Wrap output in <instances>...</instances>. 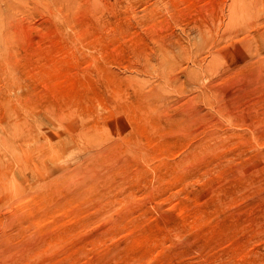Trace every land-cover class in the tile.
Masks as SVG:
<instances>
[{"label":"rangeland","instance_id":"1","mask_svg":"<svg viewBox=\"0 0 264 264\" xmlns=\"http://www.w3.org/2000/svg\"><path fill=\"white\" fill-rule=\"evenodd\" d=\"M240 1L0 0L1 175L77 143L46 187L0 176V264H264V0Z\"/></svg>","mask_w":264,"mask_h":264},{"label":"bare ground","instance_id":"2","mask_svg":"<svg viewBox=\"0 0 264 264\" xmlns=\"http://www.w3.org/2000/svg\"><path fill=\"white\" fill-rule=\"evenodd\" d=\"M234 1V0H233ZM240 1V0H239ZM251 1L252 0H250V3H251ZM255 1V0H254ZM246 3L248 4L249 2L248 1H246ZM254 3H256V2H254ZM233 4V3H232ZM235 4V3H234ZM240 4H241V1H240ZM257 4V3H256ZM258 5V4H257ZM248 6V5H247ZM247 6H245L246 7V9H247ZM253 6H255V5H253ZM236 7V6H235ZM234 7V13H236L235 12V9L237 8H235ZM244 7V5H243V8H245ZM251 7V6H250ZM249 7V9H252V8H250ZM256 7L257 6H255V10H256ZM240 8V7H239ZM233 9V8H232ZM232 9H230L229 10V13H230V11H232ZM241 9V8H240ZM249 9H247L248 11H250ZM254 9V8H253ZM237 11V10H236ZM242 11V10H241ZM233 12V11H232ZM239 12V11H238ZM238 12H237V14H238ZM251 12V11H250ZM249 12V13H250ZM242 13H244L243 11H242ZM252 13V12H251ZM230 14H232V13H230ZM229 14V15H230ZM240 14V13H239ZM239 14L237 15L238 17H239ZM244 14H247V12L246 13H244ZM241 15V14H240ZM249 16V14L247 15V17ZM229 17V16H228ZM236 17V16H235ZM235 17H231V18H233V19H235L236 20V18ZM238 21V20H237ZM229 21H227V23H228ZM223 23V22H222ZM225 23V22H224ZM226 23V25H227V28L228 29H230V27H231V25L232 24H235L234 23V21L232 20V23L230 22L229 24H227ZM239 23H240V21H239ZM219 25H221V23L219 24ZM240 25V24H239ZM238 25V26H239ZM205 26V25H204ZM233 26V25H232ZM238 26H236V27H238ZM222 27H223V25H222ZM226 27V26H225ZM236 27H234L233 26V28H236ZM205 28V27H204ZM232 28V27H231ZM206 32V31H205ZM207 32H208V30H207ZM199 33V32H198ZM205 34V33H204ZM209 34H210V32H209ZM207 37H208V35H207ZM264 38H262L261 40H263ZM201 40H203V39H201ZM205 41V40H204ZM259 43V46H262V47H264V41H260V42H258ZM240 44V43H239ZM254 46L252 45V44H250V42H245V43H241L239 46H238V48H236L235 50H233V52L234 53H236V54H238V55H240V56H247L248 55V53L251 51H254ZM251 54V53H250ZM69 113V112H68ZM67 115V114H66ZM37 116V115H36ZM46 118V117H45ZM35 120V119H34ZM56 121V120H55ZM122 121V120H121ZM50 123H52L51 121H50ZM59 123V122H58ZM121 123H123V122H121ZM14 124L16 125L17 123H15L14 122ZM13 123H12V125H14ZM21 124H22V126H23V124L24 123H22L21 122ZM28 124V123H27ZM36 124V123H35ZM60 124H62V123H60ZM116 124V123H115ZM18 125H20V124H18ZM17 125V126H18ZM25 125V124H24ZM69 125H73L72 123L71 124H69ZM38 126H39V124H38ZM62 126V125H61ZM93 126V125H92ZM115 126H117V125H115ZM120 126V125H119ZM12 126H10V128H11ZM19 127V126H18ZM17 127V128H18ZM40 127V126H39ZM38 127V128H39ZM51 127H54V126H51ZM97 127V126H96ZM113 127H114V124H113ZM15 128V127H14ZM14 128L12 127V129L14 130ZM16 128V129H17ZM35 129V128H30V127H24L23 126V132L24 133H26V134H30L31 135V137L30 138H32V137H34L35 139H40V136H49V137H51V138H53L52 136L53 135H51L52 134V130H49L48 131V133H50V135L48 134V135H46L45 134V132L43 133L42 131H41V127H40V129ZM70 127H68V129H69ZM85 128V127H84ZM93 130H95V126H93ZM98 128V127H97ZM2 129H3V127H2ZM46 129V128H45ZM55 129H56V127H55ZM110 129V128H109ZM12 130V131H13ZM18 130H19V128H18ZM74 130V129H73ZM77 131H78V129H76ZM75 130V131H76ZM84 130V129H83ZM100 130H101V128H100ZM121 130V129H120ZM2 132H4L3 130H1ZM21 132H22V127H21V130H20ZM62 131V130H61ZM66 131V130H65ZM85 131H86V129H85ZM88 131H91V128L90 129H88ZM96 131V130H95ZM95 131H93L92 133H89V132H85L84 133V135L83 134H81L82 132H78V133H80L79 134V136H78V138L79 137H81V136H83L84 137V139L86 140V141H90V142H92L93 144H98L100 141H101V139L102 138H100V136H98L97 135V133L95 134ZM103 131V130H102ZM101 131V132H102ZM8 132H10V131H8ZM16 132H19V131H15V133ZM23 132H22V134H23ZM58 132V131H57ZM66 132H68V131H66ZM70 132V131H69ZM74 132V131H73ZM65 133V132H64ZM72 133V132H71ZM104 133V132H103ZM102 133V134H103ZM56 134V133H55ZM73 134V133H72ZM75 134V133H74ZM25 135V134H24ZM104 135H105V133H104ZM6 136H7V134H6ZM12 136V135H11ZM14 136H18V135H14ZM21 136H23V135H21ZM69 136H71V135H69ZM68 136V137H69ZM76 136V135H75ZM8 138H9V136H7ZM19 137H20V132H19ZM82 137V138H83ZM17 138V137H16ZM29 137L25 140V141H28V139H30ZM15 139V137L12 139V140H14ZM43 139V138H42ZM45 139V138H44ZM47 139V138H46ZM49 139V138H48ZM54 139H56V136H55V138ZM53 139V140H54ZM70 139V138H69ZM76 139V138H75ZM79 139H81V138H79ZM1 140V139H0ZM53 140H50V141H53ZM3 141V140H2ZM1 141V142H2ZM31 141V140H30ZM44 141H46V140H44ZM72 141H74V140H72ZM0 142V143H1ZM4 142V144H5V140L3 141ZM32 142V141H31ZM97 142V143H96ZM26 143L27 142H25V146H26ZM43 143V142H42ZM46 143H47V141H46ZM45 143V144H46ZM4 144H3V146L2 147H4ZM23 144V143H22ZM30 144V143H29ZM36 144H38V142L36 143ZM44 144V145H45ZM53 144V145H52ZM50 146H52V147H50V154H49V156L47 155V157H46V155H45V157L47 158V159H45V160H43V161H41L39 158V160H40V162H38V160H37V158H36V160L37 161H34L33 159L34 158H31L32 160H29L28 159V156H27V158L25 159L24 157H25V153H28V150H29V153L28 154H30V150H35V149H33V148H35L36 146H39V145H35V147H33V148H31V149H28V150H24L23 149V151H20L18 154H16V152L14 151V149H12L14 152H15V154L17 155V157H16V159H15V161H14V163H13V165L11 166V169H10V174H9V172H8V174H6V175H8V176H10L11 178V181H9V180H6L5 178H6V176H5V178L1 175V172H0V176L2 177V179H5L4 181H9V182H11V185L8 187V190H6V189H4V190H6L7 192H5V193H7V194H9V195H11L14 191H13V189L14 188H18V189H23V191H24V189H25V187H28V186H37V185H39L40 183V186L41 185H43L42 183H43V179H45L46 177H51V178H49V180L50 179H52V176L54 177L53 179L55 180V177L57 178V176H55V175H57V174H60L61 173V171H64L65 169L64 168H66L67 166H69L70 164H72V163H74L75 161H76V158H75V155H74V153H75V151H74V147L76 146V144L77 143H73V142H70V141H68V140H64V139H61L59 142H57V141H54L53 143H52ZM91 144V143H90ZM1 145H2V143H1ZM6 146H7V144H5ZM16 145H18V144H16ZM15 145V146H16ZM31 145V144H30ZM29 145H27V147H28ZM1 147V148H2ZM10 147H12V145L10 146ZM27 147H26V149H27ZM42 146H40V148H41ZM28 148H30V147H28ZM38 147H36V149H37ZM74 148V149H73ZM5 149H7V147L5 148ZM5 149H4V151H5ZM9 149H11V148H9ZM21 149V148H20ZM39 149V148H38ZM46 149V148H45ZM1 151V150H0ZM27 151V152H26ZM36 151V150H35ZM34 151V152H35ZM40 151H42V150H40ZM12 152V151H11ZM10 152V153H11ZM33 152V151H32ZM39 152V151H38ZM37 151H36V153H38ZM1 154H2V151L0 152ZM35 153V154H36ZM15 154H13V155H15ZM33 155H34V153H32ZM31 154V155H32ZM11 155V154H10ZM15 155V156H16ZM27 155V154H26ZM30 156V155H29ZM38 156V155H37ZM43 156V155H42ZM2 157H3V155H2ZM33 157V156H32ZM35 157H36V155H35ZM12 158H14V157H12ZM42 158V157H41ZM3 159H4V157H3ZM25 159V160H24ZM6 161V160H5ZM1 162V161H0ZM9 162V161H8ZM97 162V159H92V161L90 162V164H94V163H96ZM3 163H4V161H3ZM77 163L79 164L80 163V161H77ZM2 163H0V167L2 166L1 165ZM11 164V163H10ZM77 164V167H73L71 170H67L66 172L67 173H65V175H69L70 173H72V172H82L83 174L84 173H87V171H85V169H84V167L82 168V166L81 165H78ZM87 164H88V161H87ZM9 166V165H8ZM3 168L5 167V166H2ZM1 167V168H2ZM0 168V169H1ZM10 168V167H9ZM8 168V169H9ZM4 173H5V171H3ZM58 176H60V175H58ZM1 178H0V180H2ZM59 179V178H58ZM46 180V179H45ZM49 180H48V182H49ZM53 180V182H55V181H57V180H55L54 181ZM59 181V180H58ZM47 181H45V183H46V185H47V187H48V184L50 185V182L48 183ZM2 183H3V181H2ZM48 183V184H47ZM0 184H1V182H0ZM53 183H52V180H51V186H53V185H55V186H53L52 188H51V190L53 191V192H56V191H60L61 192V190L64 192H61V195L62 196H66L65 195V193L66 194H69L70 192H72L71 193V195H73L74 196V198L75 199H79V197L80 196H82V195H80L78 192H77V188L76 187H74L73 185H76L77 183H76V181L73 179V177H69V176H67L66 178H63L62 179V177H61V180L58 182V183H54L53 185H52ZM80 183H78L77 185H79ZM5 185V184H4ZM3 185V186H4ZM7 185V184H6ZM4 186L5 188L8 186ZM1 186V185H0ZM3 186H1V189L3 188ZM80 186L81 187H83L82 186V184H80ZM39 187V186H38ZM37 187V188H38ZM42 187H46V186H41V188ZM36 188V187H35ZM41 188H39V189H41ZM50 188V187H49ZM0 189V190H1ZM27 189V188H26ZM25 189V190H26ZM33 189V188H32ZM38 189V190H39ZM4 190H3V192H4ZM38 190H36V191H38ZM42 190V189H41ZM41 190H39L40 192H41ZM44 191H45V189H43ZM42 190V191H43ZM49 190V189H48ZM27 191V190H26ZM35 191V192H36ZM38 191V192H39ZM47 191V190H46ZM59 191H58V193H59ZM16 192V191H15ZM34 191H31V194L33 193ZM35 192H34V194H35ZM37 192V193H38ZM2 193V192H1ZM0 193V194H1ZM3 194V193H2ZM15 194H17V193H15ZM39 194V193H38ZM57 194V193H56ZM55 194V195H56ZM36 195V194H35ZM51 195V194H50ZM70 195V194H69ZM57 196V195H56ZM31 197H33V196H31ZM55 197V196H54ZM1 198V197H0ZM38 198V197H37ZM82 198V197H81ZM2 199V198H1ZM9 199V198H8ZM8 199L7 200H4L3 201V199H2V201L5 203V201H6V203L8 202ZM40 199V198H39ZM57 199H59V196H58V198ZM11 200V199H10ZM46 201V200H45ZM56 201V200H55ZM64 201V200H63ZM68 201H70V199L68 200ZM44 202V201H43ZM53 202V199H51V200H49V201H47V202H45V204L46 203H51V205L53 204L52 203ZM66 202V201H65ZM5 203V204H6ZM3 204V203H2ZM1 205V204H0ZM9 206H10V203L8 204ZM50 205V206H51ZM16 207V206H15ZM10 208H12L11 206H10ZM51 208V207H50ZM46 210H48V209H46ZM13 213V212H12ZM12 221V220H11Z\"/></svg>","mask_w":264,"mask_h":264}]
</instances>
